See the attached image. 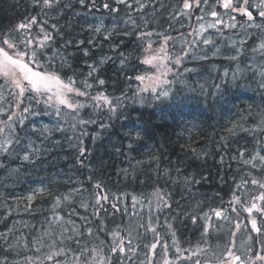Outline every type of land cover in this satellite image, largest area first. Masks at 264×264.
<instances>
[{
  "label": "trees",
  "instance_id": "1",
  "mask_svg": "<svg viewBox=\"0 0 264 264\" xmlns=\"http://www.w3.org/2000/svg\"><path fill=\"white\" fill-rule=\"evenodd\" d=\"M151 1H156L157 5H169L176 0ZM105 2L109 3L110 9L117 11L104 9L103 4ZM65 5H70V7H65ZM194 8L197 12L201 8L207 9L202 4L200 7L194 6ZM58 10L63 11L59 19L55 18L58 20L59 32L51 33L53 41L49 42L48 48L45 49L48 51H45L46 54L52 53L56 48L64 47L66 57L69 60L68 64L72 65L67 70L80 68L78 73L83 71V74L86 73L84 70L86 64L94 63L98 68L94 76L105 80V84L103 86L96 85L93 90H90L92 95H95L96 92H103L110 98H120L121 101V106L115 115L109 113L107 108L85 107L81 109L80 115L76 119L95 120V124L77 125L74 129L71 126L73 122L71 119L58 118L62 130L58 132V137H56L59 149L54 152L53 158L63 167H68V164H71V171L76 174L84 173L82 176L83 186L87 190L89 198L91 195L94 196L95 192L109 195L108 201H101L103 207L95 209L98 215H93L94 208L88 202L89 207L86 209L89 217L87 220L90 223L83 226L82 232H86L87 227H91L93 235H86L81 242L88 247H93L103 241L104 245L107 246L113 240L111 233L119 231L121 232L120 235L124 236L126 234L124 229L127 228L133 216L139 213L143 217H151V223L158 222L156 230L164 240L169 241V245L172 243V231H174L180 247H187V243H192V238L196 237L194 234L195 225L192 224L191 216L186 219L174 218L176 209L185 202V193L177 182L178 178H181L179 181L182 186L191 185L195 190L207 191L212 194V198L208 200L210 204H205L206 207L210 206L209 209L229 208V201L232 199L233 192L237 191L236 184L240 182L242 177L248 178L247 173L251 172L252 177L257 179H264V172L261 169H252L248 165L232 168L227 167L224 161L221 162L222 155L225 156L229 149L255 147L257 142L254 137L242 134L225 144L215 132L202 131L203 123L199 125L198 129L200 136L194 134L190 137L185 132L184 124L187 123L185 115L189 107L186 105L188 100L177 95L178 88H180V85L175 82L177 75L186 68L209 69L215 65L223 68L227 62L215 59L194 62L190 60L192 56L189 55L182 60L180 65L170 64L169 66L173 69L167 76V79L171 81L170 95L156 99V94L151 91L138 92L139 87H142L143 84L135 77L156 74V68L153 65L144 64L143 60L146 55L156 53V50L163 43L164 36L171 37V40L168 41L167 50L173 58L178 55L183 56L184 50L189 49L193 42H195V47L189 49L190 53L197 50L201 41L193 36V32L189 28L172 32L162 21L155 27L151 25L142 30L129 27V30L135 34L124 37L122 33L126 30L119 26L117 31L121 32L120 36L114 34L108 39L102 37L101 40L89 44L91 31L86 29L83 21H81L82 14L83 16L93 14L113 19L126 13L125 6L116 4L115 0H95V7L91 5L90 0H86V5H81L79 0H61ZM253 12L255 13L254 10ZM31 16H37L39 21L37 25L33 26L32 34L35 35L45 15L40 13V9L34 6L33 1L0 0V33L13 29ZM260 21H257V24H260L258 23ZM47 27L49 30V26ZM251 30L253 37L247 45L248 49L256 47L257 43L259 44L264 37V30L256 28ZM140 31L154 33L150 38L152 51L149 53L144 52V48L147 47V38L144 41L138 39ZM81 40L84 41L82 45L77 43ZM121 40L124 41L123 44L120 43ZM61 41L65 43H61ZM67 41H71V43L66 45ZM114 44L120 46L114 48ZM84 49H88L89 54L87 56L84 55ZM121 53L124 54V64H121ZM107 57H111V59H106ZM101 60H104V63H100ZM40 62L46 64L47 60L42 57ZM31 66L38 71L52 70L40 69L35 65ZM53 68L60 69L57 60ZM65 69L59 71L58 74L66 80L69 72ZM3 83L4 78L0 76V84ZM144 83H148V81L146 80ZM163 87L169 88L168 85ZM8 92V89H4L3 98L0 99V107L8 109L7 112L0 113V120H7L8 115H11V112L15 110V98L9 96ZM36 95L35 92H26L23 98L22 107L31 102L32 110L39 114H25L27 119L24 123L22 125L17 124L16 133L19 140L33 120L44 119L46 115L49 117L55 112L51 108H46L43 103L36 104L33 99ZM141 98H143V102H141ZM75 99L84 102L86 105L89 103L84 97H76ZM207 102L208 107L212 106L210 99ZM201 105L202 110L205 107L208 109L203 102ZM192 112L189 109L190 116L188 117L190 119L195 118V113L192 114ZM200 119L202 121V118ZM101 123L107 126L101 128ZM260 132L264 135V128H261ZM136 133L140 134L139 138H137ZM259 137L261 138V136ZM137 143L145 145L143 148L146 149L145 155H142L141 150H136ZM129 145H132L131 148ZM80 148L85 150L83 157L80 156ZM131 150L134 152L132 157L129 153ZM81 160L83 164H81ZM0 161L7 165L0 168L1 177L10 167L9 156H0ZM21 162L22 160L18 159L16 164ZM130 175H135V177ZM197 181L199 183H196ZM97 182L102 185L101 189L93 188ZM157 188L162 193L169 194L168 208H162V210L157 208V204L160 202L154 195ZM247 190L255 191L254 188ZM133 197H136L135 202ZM113 204L116 205V208L112 207ZM5 212L6 209L0 207V232H5L13 219L12 214L5 215ZM226 214L232 215V213ZM213 219L217 218L213 216ZM101 222L103 231H99L97 227ZM168 224L172 225V229L165 235ZM125 243L127 244L126 241ZM0 244L3 242L0 241ZM70 246L75 247L72 243ZM0 255L3 253L0 252ZM12 258L19 259L20 257H10V259ZM113 259L115 264H120L115 256ZM125 263L126 261L123 262V264Z\"/></svg>",
  "mask_w": 264,
  "mask_h": 264
},
{
  "label": "snow or ice",
  "instance_id": "2",
  "mask_svg": "<svg viewBox=\"0 0 264 264\" xmlns=\"http://www.w3.org/2000/svg\"><path fill=\"white\" fill-rule=\"evenodd\" d=\"M91 5L95 7V0H90ZM61 0H33L35 7L40 9V13L47 15L48 11L58 10ZM81 5H86V0H79ZM116 4H125L127 7L131 8V4H128V0H115ZM137 5V11L143 10L145 4L142 0H134ZM204 5L209 9L205 13V8H201V12L204 15L214 18V20L208 23V28L217 29L221 31L218 26H223L229 29L241 28L247 29L256 28L258 30H264V0H214V3H210V0H182V7L178 10L177 14L188 15L186 10H190L192 7H200ZM219 6L225 10L224 15L227 16L228 22L226 23L223 19L221 13L216 10ZM65 7H70V5H65ZM104 9H110L109 3L105 2L103 4ZM250 9H255L258 13V18L261 20L260 24H257L253 12ZM110 11H117L116 9H110ZM235 14H240L241 17H247L245 24H237ZM204 15L197 17V21L204 19ZM37 16H31L26 19V21L19 23L13 29L7 32L0 33V76L4 78V83L0 84V99L3 98V90L8 89V95L15 98V110L8 115L7 120H0V156H11L20 147L21 143L16 133L17 124L22 125L27 119V115H38L32 110V103L30 102L27 106H23V98L26 92H35L37 95L33 97L36 104L43 103L46 108H51L55 111V115L63 117L65 119H71L73 122L71 126L75 129L77 125H87L95 124V120H83L76 119L80 115V110L85 107H92L93 109L107 108V111L112 115H115L117 109L121 106L120 98H110L103 92H96L92 95L90 90H93L96 85L103 86L105 80L99 79L94 76V73L98 71L97 66L88 65L89 71L84 78L77 80L76 73L72 76H68L67 79H62L58 74L65 67L70 68L71 66L67 63V59L64 56H59L56 52L52 56L47 57V63H41V57L46 56L45 49L48 48L49 42L53 41V36L47 27V20L41 23L38 32L33 35V26L38 23ZM125 25H130L131 29H137L139 26L136 20L129 14L127 19L124 20ZM52 31L59 32L56 24H52ZM96 33L103 32L105 39L112 37L114 34L120 36L121 32L117 31L115 24L109 29H105L103 24L100 23L94 27ZM205 31L204 24H200V32ZM135 34L131 30L123 31L122 35L128 37ZM154 35L153 32L140 31L138 34V39L144 41L147 38V47L144 48L145 53L152 51V41L151 37ZM199 35V33H197ZM251 33L247 30L243 31V38L240 39L239 43L243 47L245 40L250 38ZM171 37L164 36L163 43L160 48L156 50V53L151 55H146L143 63L153 65L156 68L155 75H138L135 77L136 80L141 81L142 87H139L138 92L151 91L156 94L155 98L159 99L161 96L168 97L170 95V85L171 81L167 79V76L172 72V67L170 64L180 65L182 60L189 56L190 48L195 47V42H193L189 49H185L183 56L171 57L168 54L167 45ZM89 44L92 43L91 40L88 41ZM71 41H67L70 44ZM79 44H83L84 41H79ZM124 43L123 40L120 42ZM202 43L204 45L212 44L211 38L203 39ZM235 43V41L233 42ZM120 45L114 44V48H118ZM139 47V45H137ZM84 55L89 54L88 49H84ZM260 51L264 53V38H262L259 44L253 48V52ZM121 55V64L125 63V58H123V53ZM59 56L60 59V69H54L53 65ZM240 56V49L236 50V55L230 57L231 60L237 61ZM195 58V57H194ZM201 59H207V56L200 57ZM106 59H111L107 57ZM100 63H104L101 60ZM31 65H35L40 69H52V70H34ZM194 69H185V71H192ZM239 68L237 69V72ZM259 72L262 78H264V65H261ZM228 73L225 72V76ZM232 78L236 79V72L232 73ZM94 80L95 85L90 83L89 80ZM148 83H144L145 81ZM79 85V86H78ZM168 85L169 88L166 89L163 86ZM219 86L217 85V88ZM159 89V91H158ZM138 95V93H137ZM76 97H84L89 103L86 105L84 102L75 99ZM143 102V98H141ZM8 109L0 107V113L7 112ZM104 123L100 124L101 128L106 127ZM260 128H264V118L261 119ZM44 132H48L47 126H44ZM229 131H233L230 129ZM255 131V129H253ZM83 134V133H82ZM139 133H136L137 138H139ZM257 145L261 146L259 151H253L248 153V158L243 159L246 155L245 152L241 151L239 157L244 165H250L252 169L260 168L264 172V143L261 140H257ZM29 150H25L23 155L18 157L23 161H30L32 156L36 154V149L32 147L31 142L27 145ZM131 148V145H129ZM80 156L83 157L85 150L80 148ZM119 151V149H117ZM234 159L236 157H233ZM221 162H223V157H221ZM81 164L83 161L81 160ZM7 165L0 161V168H4ZM248 178L242 177L240 182L236 184L237 191L233 192L232 199L229 201V208H210L208 212H204L202 219L206 222L204 227V234H208L211 225L212 217L217 219H224L233 225L234 230L229 231L231 239L225 242L223 245L216 244L215 246H210L209 248H201L199 245L195 246L193 249H183L179 245V241L176 240V234L172 231V249H174L172 258H169L170 246L166 240L161 237L160 233L151 225V217L149 218V224L146 228L151 230L155 235V242L150 245H144L143 247L147 249L144 254V259L139 260V264H156V262L151 259L148 253L155 254V249L157 244H160L161 255L160 264H264V179H257L252 177L251 172L246 174ZM91 179V177H89ZM202 179H204L202 177ZM187 182V181H186ZM196 183H199L198 181ZM94 189H101L102 185L97 182L93 185ZM254 188L255 191H250L247 189ZM51 193L47 192L45 188H39L33 190L26 197L23 198L25 203V211L31 207V202L37 198V195H44ZM160 201L157 204V208H168V193H162L159 188L154 192ZM80 196L81 207L87 208L89 204L83 200L81 189L72 188L67 193L56 195L53 199V216L51 221H47V228L36 236L25 237L23 235L17 237L13 229H8L7 232H0V264H115L113 256H115L120 264H123L125 260L133 261L139 258V253L137 248L139 245L133 244V239L139 237L137 233V227H145V225H135L129 224L127 228L124 229L127 236V244L125 243V237L120 235L119 231H114L111 233L113 240L107 246L101 241L100 244L93 247H88L83 244L82 238L93 235V229L87 227L86 232H81L75 226L74 221L68 220L64 222L62 217L55 211L59 209L62 203H68L73 200V197ZM16 199L17 203L21 202L20 198ZM94 208L93 215H98L95 210L97 207L102 208L103 205L101 201H108L109 195L107 193L101 194L100 192H95L94 196ZM136 201V197L132 198ZM6 209L5 215H10L12 208L9 205H3ZM116 208V205H112ZM244 212L248 214V224H250V232L257 233L259 238L248 236V239L253 241L252 244L241 243L237 247L235 242L236 233L242 230V222L239 219L232 220L226 213H235L237 218L240 213ZM255 213V215H253ZM75 209H72L70 215H75ZM260 218L261 223L258 226V219ZM200 217L192 216L191 220L196 223L197 219ZM84 220L85 225H88L90 221L86 217H81ZM158 220V217L156 218ZM73 225L71 233L64 225ZM167 223V221H165ZM248 224H244L243 227L247 228ZM99 231H103L102 222L97 226ZM59 228L60 231L56 232L55 229ZM172 229V225L168 224V230ZM44 237H48L50 243H45ZM98 238V237H97ZM74 241L75 247L70 246L67 242ZM259 244L260 250H255V245ZM6 246V247H5ZM47 249V250H46ZM187 252V255L184 253ZM23 253V255H21ZM28 253H31L30 255ZM10 257H20L19 259Z\"/></svg>",
  "mask_w": 264,
  "mask_h": 264
},
{
  "label": "rangeland",
  "instance_id": "3",
  "mask_svg": "<svg viewBox=\"0 0 264 264\" xmlns=\"http://www.w3.org/2000/svg\"><path fill=\"white\" fill-rule=\"evenodd\" d=\"M142 2L145 4V7L143 10L137 11V5L134 3V0H128V4H131V8L123 4L126 13L118 18L108 19L93 14H85L84 16L82 14L81 21H83L85 28L91 31L89 37L91 38L92 43L101 40L102 37L105 38L103 32L96 33L94 31V27L100 23L103 24L105 29H109L115 24L117 28L122 26L123 30H129V27L131 26L124 24V20L127 19L129 14L136 20V23L139 26L137 29L140 30L151 25L155 27L162 21L167 25L168 30L170 29L172 32L174 30L189 28L191 32H193V36L201 41L198 49L192 51L190 54L192 56L190 60L197 62L215 59L227 63L223 68L216 65L209 69L188 68L194 70H184L177 75L175 82L180 85L177 95L180 98H186L188 100L186 105L193 111L192 114L195 113V118L190 119V117H188L190 116L188 113L189 109L186 110L187 113L185 118L187 123L184 124L185 132L190 137L194 134L200 136L198 129L199 125L203 123L205 129L204 125H202V131L209 133L215 132L219 139L224 141L225 144H228L229 140L236 139L242 134L254 137L256 142L259 139L264 143V135L261 134V128L259 127L261 119L264 118V78L261 77L259 72L260 66L264 65V53H261L260 51L253 52V47L251 49H248L247 47L249 40L253 37L252 28L247 29L246 25L245 29L239 27L229 29L223 26H218L221 28V31H217V29L214 28H208V23L212 22L214 18L204 15L201 10L197 12L196 9L192 7L190 10H186L188 15L177 14L178 10L182 7V0H176L169 5H157L156 1L153 2L151 0H142ZM190 2H192V0H190ZM210 3H214V0H210ZM208 10L209 9H205V13ZM216 10L221 13L223 19L227 23V16L224 15L225 10L219 6L216 7ZM62 14L63 11L52 10L48 11L47 15L42 19V22L47 20V26H49V31L51 33L55 31H52L50 26L52 24L58 25L57 19H59ZM202 15H204V19L198 22L197 17ZM235 16L238 25L245 24L247 17L242 18L240 14H235ZM200 24H204L205 26V31L202 33L200 32ZM245 30L249 31L251 36L245 40L243 47H241L239 41L243 38V31ZM197 33H199V35H197ZM205 38H211L213 43L204 45L202 41ZM234 41L235 43H233ZM61 43L65 42L61 41ZM237 49H240V56L237 61H233L230 57L236 55ZM56 52L59 53V56L66 57V51L63 47L56 48L52 53L46 54L44 58L47 60L48 56H52ZM59 56H57L56 60L60 65ZM202 56H207V59H201L200 57ZM68 62L69 60L67 59V63ZM88 65L95 64H86V67L84 68L86 73H84V75L89 71ZM70 66L72 67V65ZM65 68L66 71H68L67 69H70L68 67ZM238 68L239 71L237 72ZM78 70H80V68ZM78 70L71 69L68 71L69 73L67 77L76 73L75 78L77 80L83 79L84 76L80 75L81 73L83 74V71L78 73ZM225 72L228 73L227 76H225ZM233 72H236V79L232 78ZM89 82L95 85L94 80L90 79ZM217 85L219 86L218 88ZM208 99H210L212 105L210 107H208ZM202 102L207 105L208 109L205 107V109L202 110L200 107L202 106ZM200 118H202V121H200ZM44 126L48 127V132L43 131ZM230 129H233V131H229ZM253 129H255V131H253ZM61 130V122L55 115V112L49 117L46 115V118L44 119L33 120L31 125L27 127L26 132L21 136V147L9 156L10 167L5 171V174L0 177V207L5 208L3 205L11 206L12 211L10 214H12L13 219L8 229H13L17 237L21 235L32 237L42 233L48 226L47 221L52 220V205L54 197L59 194L67 193L72 188H80L83 200L87 203L89 202L90 205L94 204L93 195L89 198L87 190L83 186L84 181L82 176L84 173L76 174L71 171V164H68V167H63L53 158L54 152L59 149L56 137H58V132ZM259 136H261V138ZM29 142H31L32 147L37 150L36 154L32 156L30 161L22 160L21 163L16 164L19 159L18 157L22 156L25 150H29L27 148ZM227 147L229 148V145ZM260 147L261 146L256 145L253 148L242 147L229 149V151L225 153V156L222 155L223 161L226 163L227 167L233 168L234 166H244L239 157V153L241 151L245 152L246 155L243 159H247L248 153H252L254 150L259 151ZM145 151L146 149L141 150L142 155H145ZM129 153L131 157L134 156L132 150ZM261 154L264 155V152H261ZM233 157L236 158L234 159ZM64 160L66 159L64 158ZM256 169L260 170V168ZM126 175L129 176V174ZM130 176L135 177V175ZM177 180L180 188L184 190L185 202L176 209L174 218L180 217L186 219L189 216L200 217L197 219L196 223L192 222V224L200 229V237H202L201 243L205 242V238H210L212 239V241L210 240L211 245H223L231 239L229 231L234 230L233 225L224 219H212V226L209 228L208 234H204L203 225L206 222L202 217L204 212H208L207 209H209L210 206L206 207L205 204H210V201L208 200L211 199L213 195L207 191L195 190L191 185L182 186L180 182L181 178H178ZM39 188H45L47 192L51 193V195H37V198L31 202V207L25 211L23 198L33 192V190ZM14 198H20L21 202L17 203ZM80 204L81 198L80 196H76L73 197L72 201L62 203L60 208L55 211L60 217H62L64 222L68 220L74 221L75 226L82 232L85 223L81 217H86L88 219L89 215L88 210L81 207ZM72 209H75V215H70ZM243 213L244 212H241L238 218L235 213H232L230 216L232 220L239 219V221L242 222V230L238 231L235 237L237 247H239L242 242L245 244H252L253 241L248 239L249 235L259 238L257 233L249 231L251 226L248 224V214ZM253 215H255V213ZM257 219L259 226L261 220L259 217H257ZM148 220L149 217H143L138 213L134 215L133 219L130 221L129 224H143L145 227H137L139 237L133 239V244L139 245L137 248L139 258L130 261V263L126 260V264H139V260L144 259V254L147 251L143 246L155 242L154 233L151 230L146 231L149 224ZM244 224H248V227L244 228ZM151 225L157 229L158 222L151 223ZM64 226L67 227L69 233H71L73 225L65 223ZM8 229L5 232H7ZM55 231L59 232L60 229L56 228ZM169 232L170 230H168L167 226L165 235ZM123 237H125L127 241L126 234ZM44 240L45 243H50L48 237H44ZM167 242L169 243V241ZM67 243L69 245L72 243V245L74 244L75 246L74 241H68ZM169 246L170 251L168 255L169 258H172L174 252V249H172V243ZM200 247L203 248V245ZM183 249H189V247H183ZM255 250L259 251L260 246L256 244ZM161 251L160 244H157L155 254L148 253L149 257L153 259L156 264H160ZM28 254L30 255L31 253ZM187 254V252L184 253V255Z\"/></svg>",
  "mask_w": 264,
  "mask_h": 264
},
{
  "label": "flooded vegetation",
  "instance_id": "4",
  "mask_svg": "<svg viewBox=\"0 0 264 264\" xmlns=\"http://www.w3.org/2000/svg\"><path fill=\"white\" fill-rule=\"evenodd\" d=\"M197 241L201 242L202 238H197ZM209 241H210V238H205V247L204 248H209L210 247Z\"/></svg>",
  "mask_w": 264,
  "mask_h": 264
},
{
  "label": "bare ground",
  "instance_id": "5",
  "mask_svg": "<svg viewBox=\"0 0 264 264\" xmlns=\"http://www.w3.org/2000/svg\"><path fill=\"white\" fill-rule=\"evenodd\" d=\"M144 147H145V145L142 144V143H137V144H136V150H137V151L142 150Z\"/></svg>",
  "mask_w": 264,
  "mask_h": 264
}]
</instances>
